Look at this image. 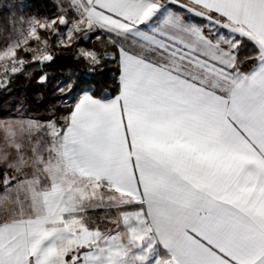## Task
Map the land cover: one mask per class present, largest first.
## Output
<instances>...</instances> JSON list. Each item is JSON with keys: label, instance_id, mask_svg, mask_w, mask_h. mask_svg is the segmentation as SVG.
Instances as JSON below:
<instances>
[{"label": "snow or ice", "instance_id": "6c2138e0", "mask_svg": "<svg viewBox=\"0 0 264 264\" xmlns=\"http://www.w3.org/2000/svg\"><path fill=\"white\" fill-rule=\"evenodd\" d=\"M0 101V264H264V0H0Z\"/></svg>", "mask_w": 264, "mask_h": 264}, {"label": "trees", "instance_id": "16d2710c", "mask_svg": "<svg viewBox=\"0 0 264 264\" xmlns=\"http://www.w3.org/2000/svg\"><path fill=\"white\" fill-rule=\"evenodd\" d=\"M31 10H42L43 8V0H29ZM63 63V61H61ZM83 71V69L81 68ZM3 103L0 101V109H2ZM34 111H38V109H34Z\"/></svg>", "mask_w": 264, "mask_h": 264}]
</instances>
